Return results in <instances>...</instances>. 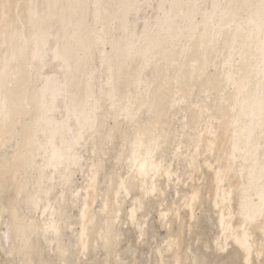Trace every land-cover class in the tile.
Listing matches in <instances>:
<instances>
[{
	"label": "bare ground",
	"instance_id": "bare-ground-1",
	"mask_svg": "<svg viewBox=\"0 0 264 264\" xmlns=\"http://www.w3.org/2000/svg\"><path fill=\"white\" fill-rule=\"evenodd\" d=\"M125 261L264 264L262 0H0V264Z\"/></svg>",
	"mask_w": 264,
	"mask_h": 264
},
{
	"label": "rangeland",
	"instance_id": "rangeland-1",
	"mask_svg": "<svg viewBox=\"0 0 264 264\" xmlns=\"http://www.w3.org/2000/svg\"><path fill=\"white\" fill-rule=\"evenodd\" d=\"M169 200H171V198ZM157 220H158V215H157L156 212H154L153 215L150 218V223H151V225L153 227V230H154L156 236L161 239L165 235V229H163L160 226V223ZM125 230H128V226H125ZM127 233H129L130 235L134 236V233L131 230H129V232H127ZM131 240L132 241H131L130 245H133L134 244V237ZM124 244H126V243H124ZM144 250H145V252L149 251L147 247H145ZM102 258H103V254H99L98 255V259H102ZM123 264H129V262L125 261V263H123Z\"/></svg>",
	"mask_w": 264,
	"mask_h": 264
},
{
	"label": "snow or ice",
	"instance_id": "snow-or-ice-1",
	"mask_svg": "<svg viewBox=\"0 0 264 264\" xmlns=\"http://www.w3.org/2000/svg\"><path fill=\"white\" fill-rule=\"evenodd\" d=\"M262 5H264V0H262Z\"/></svg>",
	"mask_w": 264,
	"mask_h": 264
}]
</instances>
